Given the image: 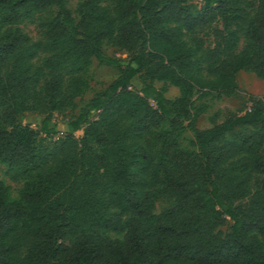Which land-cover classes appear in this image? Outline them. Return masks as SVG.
I'll return each mask as SVG.
<instances>
[{"label": "trees", "instance_id": "1", "mask_svg": "<svg viewBox=\"0 0 264 264\" xmlns=\"http://www.w3.org/2000/svg\"><path fill=\"white\" fill-rule=\"evenodd\" d=\"M70 1L0 0V264H264V100L196 125L264 79V0ZM93 60L118 74L74 114Z\"/></svg>", "mask_w": 264, "mask_h": 264}, {"label": "rangeland", "instance_id": "2", "mask_svg": "<svg viewBox=\"0 0 264 264\" xmlns=\"http://www.w3.org/2000/svg\"><path fill=\"white\" fill-rule=\"evenodd\" d=\"M189 4L193 8H199L201 5V0H187ZM77 0L70 1V8L72 10L76 7ZM22 28L32 37L37 38L39 36V30L36 22H24ZM103 51L107 56L115 57L121 62H125L130 58L128 53H125L107 43L103 44ZM118 71L115 67L107 64H98L96 60H93V63L90 68V85L89 89L85 92V94L81 98H77V109L74 111V114L79 112V109L86 104L89 98H91L96 92L104 89L112 80L117 76ZM133 86L135 88H139L140 83L137 78L132 80ZM236 82L238 84V91L231 97H224L221 100L210 101V108L208 111L200 116L197 119V127L198 128H208L211 126L208 116L213 113L217 109L229 108L233 111H242L247 109L250 106L249 97L256 96L260 97L264 100V79L257 78L253 73L248 71H239L236 75ZM157 86L160 83H156ZM179 89L176 86L169 85L168 91L165 93V96L168 98H173L178 95ZM69 117V113L59 114L54 113L52 117V124H55L57 133L51 136V138H47V142L53 143L54 140L60 136L64 131V121ZM43 120V116L34 112H26L23 114L21 118L22 123H27L31 125L33 128L39 129L41 127V122ZM81 131H77L75 134L77 136L81 135ZM43 135V134H42ZM186 138H192V133L187 132L185 134ZM184 144L187 141L183 142ZM6 167L0 164V179L3 180L6 184H8L11 188V195L13 197L17 196V191L21 187L20 182H16L11 180L5 174ZM260 180V177H256L253 181V189L255 185ZM170 200L166 197H159L156 201V211H161L170 205ZM230 222L225 224L221 229L223 231H228L230 227Z\"/></svg>", "mask_w": 264, "mask_h": 264}]
</instances>
